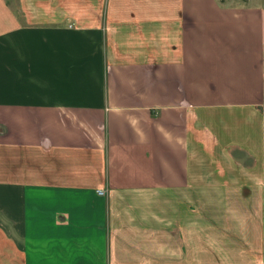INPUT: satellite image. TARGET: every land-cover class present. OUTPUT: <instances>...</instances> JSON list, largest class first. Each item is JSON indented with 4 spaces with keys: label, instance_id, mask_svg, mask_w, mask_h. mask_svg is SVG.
<instances>
[{
    "label": "crops",
    "instance_id": "crops-1",
    "mask_svg": "<svg viewBox=\"0 0 264 264\" xmlns=\"http://www.w3.org/2000/svg\"><path fill=\"white\" fill-rule=\"evenodd\" d=\"M24 1L0 0V264H264V7Z\"/></svg>",
    "mask_w": 264,
    "mask_h": 264
},
{
    "label": "rangeland",
    "instance_id": "rangeland-1",
    "mask_svg": "<svg viewBox=\"0 0 264 264\" xmlns=\"http://www.w3.org/2000/svg\"><path fill=\"white\" fill-rule=\"evenodd\" d=\"M6 3H10L11 6L15 9L19 10V4L22 2L24 3V0H3ZM221 2H224L226 5H237V4H242V5H259L261 7H264V0H220ZM37 17V16H36ZM38 19V18H37Z\"/></svg>",
    "mask_w": 264,
    "mask_h": 264
},
{
    "label": "built area",
    "instance_id": "built-area-1",
    "mask_svg": "<svg viewBox=\"0 0 264 264\" xmlns=\"http://www.w3.org/2000/svg\"><path fill=\"white\" fill-rule=\"evenodd\" d=\"M99 193L104 194L105 190L104 189H99Z\"/></svg>",
    "mask_w": 264,
    "mask_h": 264
}]
</instances>
